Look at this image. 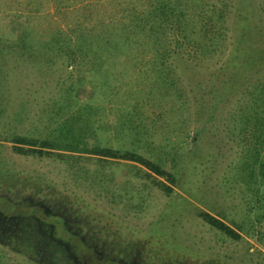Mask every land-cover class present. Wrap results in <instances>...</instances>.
Segmentation results:
<instances>
[{"label": "rangeland", "instance_id": "374dc122", "mask_svg": "<svg viewBox=\"0 0 264 264\" xmlns=\"http://www.w3.org/2000/svg\"><path fill=\"white\" fill-rule=\"evenodd\" d=\"M18 1L21 4L0 0V30L9 21L18 20L23 25L28 23L43 38L50 27L66 30L78 21L87 26L109 20L120 22L119 10L128 4V0H26L27 5L21 9L24 0ZM64 3L69 6L63 7ZM260 4L262 0H244L238 8L251 6L250 22L258 36L264 34ZM233 35L229 29L222 52L219 50L200 67L191 62L188 65L184 59L177 61L179 68L189 69L183 77L188 80L184 84L188 108L181 116H161L150 104L141 107L138 103L135 107L141 111L151 145L160 143L149 155L155 159L158 155L177 177L170 195L156 187L151 196L150 186L146 187L141 177L147 170L136 163L112 159L99 162L96 157L82 160L73 153L64 157L14 153L9 141L12 135L49 138L51 97L63 79L74 80L77 74L61 64L51 72L50 67L39 68L8 54L6 77L2 78L5 83L1 81L4 96L0 99V247L6 245L8 250H0L4 254L0 264H81L84 260L95 264H123L126 260L135 264H264V249L257 235L241 232L242 238L232 241L198 216L199 210L214 214V210L229 212L234 206L232 194L225 193L223 178L239 151L224 129L225 119L203 124L205 129L197 134L198 124L194 123L199 99H209V82L213 78L220 82L215 72L231 49ZM126 73L122 94L136 89L139 82L138 73ZM82 89L81 98L89 100L92 91L88 86ZM110 98V103L95 112L104 126L113 124L122 112L120 107L126 111L135 101L124 97L121 104L119 98ZM234 99L230 98L222 114ZM178 116L180 122L185 121L181 128L174 126ZM103 131L105 134L99 132L98 137L104 143L133 150L128 134L115 139L113 129L105 127ZM166 141L175 144V151L180 149L175 160L174 149L162 150ZM183 150L188 151L189 158H183ZM235 197L240 203L239 195ZM229 213L241 218L239 210ZM55 218H60L57 226L53 224ZM95 244L98 250L92 248Z\"/></svg>", "mask_w": 264, "mask_h": 264}, {"label": "trees", "instance_id": "16d2710c", "mask_svg": "<svg viewBox=\"0 0 264 264\" xmlns=\"http://www.w3.org/2000/svg\"><path fill=\"white\" fill-rule=\"evenodd\" d=\"M243 1L128 0L119 10L122 12L120 22L109 20L87 26L86 22L78 21L66 25V30L60 26L50 27L44 38L36 35L28 23L9 21L0 30V99L4 96L1 81L6 77L8 54L39 68L50 67L51 72L61 64L77 74L74 80L65 78L57 84L51 97L49 138L12 135L9 140L12 151L20 155L58 157L73 153L78 154L76 159L82 160L96 157L99 162L112 159L136 163L147 170L145 177L141 176L146 187L150 186L151 191L157 187L163 194L170 195L177 185V177L162 164L158 155L157 159L149 155L151 148L160 143L151 145L153 141L146 135L149 133L142 124L141 111L135 107L138 103L141 107L150 104L161 116L174 113L181 116L188 108L184 85L188 80L183 77L189 74V69L188 66L179 68L177 61L184 59L188 65L191 62L200 67L217 56L219 50L222 52L230 29L234 33L231 49L215 72L220 82L214 78L209 82L206 94L209 99H199L194 123L198 124L197 134L205 129L203 124L225 119L224 129L232 135L230 139L235 141L239 151L223 178L225 193L232 194L234 201L229 212L239 210L241 218L225 210H214V214L199 210L198 216L232 241L240 240L241 232L257 235L264 249V34L258 36L250 22L251 6L238 9ZM17 3L21 4L18 0ZM262 3L260 7L264 11V0ZM25 4L26 0L21 9ZM68 6V3L63 5ZM229 19L234 21L229 23ZM129 70L139 74V82L136 89L122 94ZM84 86L93 93L89 100L81 98ZM112 95L114 99L119 98L117 102L121 104L123 99L120 98L133 97L134 105L126 111L120 107L122 112L113 124L104 126L97 121L95 112L110 103ZM230 98L235 99L222 114ZM179 116V124L174 126L181 128L180 124L185 121L180 122ZM105 127L114 130L115 139L128 134L133 150L121 144L113 147L99 139L98 133L105 134ZM146 144L149 152H145ZM163 144L162 150L174 149L175 144L169 141ZM178 151L180 149L176 148L173 160ZM83 154L85 156L80 157ZM183 158H189L187 150H183ZM149 194L153 196V191ZM235 195H239L240 203ZM58 222L60 218L53 220L55 226ZM92 248L98 250L96 244ZM0 250L7 252L8 246H1ZM3 257L0 253V263ZM122 262L135 264L128 260Z\"/></svg>", "mask_w": 264, "mask_h": 264}, {"label": "flooded vegetation", "instance_id": "af4514ba", "mask_svg": "<svg viewBox=\"0 0 264 264\" xmlns=\"http://www.w3.org/2000/svg\"><path fill=\"white\" fill-rule=\"evenodd\" d=\"M83 262H84V263H86V261H85V260H84Z\"/></svg>", "mask_w": 264, "mask_h": 264}]
</instances>
